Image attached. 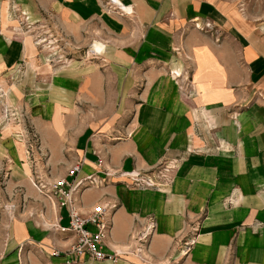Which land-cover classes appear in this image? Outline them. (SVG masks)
Instances as JSON below:
<instances>
[{
	"label": "crops",
	"instance_id": "obj_1",
	"mask_svg": "<svg viewBox=\"0 0 264 264\" xmlns=\"http://www.w3.org/2000/svg\"><path fill=\"white\" fill-rule=\"evenodd\" d=\"M35 1L0 0V87L13 98L9 108L24 110L42 149L55 152L57 160L70 127L62 120L59 101L51 100L56 92L48 78L53 74L36 68L41 63L27 56L29 49L15 30L21 10ZM43 1L45 8L59 4L62 16L81 23L105 17L102 8L110 9L106 0ZM116 1L131 11L114 15L140 30L139 48L163 50L164 55L154 58L165 64L172 59L173 71L190 68L193 92L184 103L174 85L158 82L157 88L166 89L163 97L171 101L169 115L158 113L151 125L138 122L129 139L108 147L106 155L105 166L114 170H124L132 162L143 169L162 159L177 161L171 204L165 206L153 191L118 184L123 177L115 175L112 184L77 195L79 211L87 214L100 203L116 205L106 249L118 250L124 264H147L125 251L136 218L154 215V237L168 241L180 232L185 219L195 221L202 213L196 246L178 264H264V0ZM194 22L200 27L209 23L211 29H196ZM23 63L35 69L23 89L25 109L16 91V86L27 84L28 77L20 84L18 76L17 67ZM23 125H0V179L8 177L2 182L5 191L0 188V204L20 211L12 218L0 214V264H19L23 247L32 253L27 255L30 264H64V258L52 256V251L66 250L74 237L55 228L67 225L65 211L50 207L29 184L32 164ZM88 132L83 129L73 143L74 159L82 162L79 176L91 171L99 176L90 148L93 133ZM64 162L69 168V161ZM67 169L59 176H65ZM6 194L12 198L7 200Z\"/></svg>",
	"mask_w": 264,
	"mask_h": 264
},
{
	"label": "rangeland",
	"instance_id": "obj_2",
	"mask_svg": "<svg viewBox=\"0 0 264 264\" xmlns=\"http://www.w3.org/2000/svg\"><path fill=\"white\" fill-rule=\"evenodd\" d=\"M56 1L60 2V0H54L53 3L55 4ZM44 5L43 0H37L32 2L29 8L25 7L21 10L20 24L15 29L16 36L26 43L29 49L27 56L35 57L37 62L41 63V66L37 65L36 68H47V71L50 70L53 74L48 79L54 81L53 88L57 94L54 93L51 100L59 101L62 120L70 127V130L66 132L64 145L60 147L59 158L55 160V152L46 153V150L42 149L40 136L28 121L24 110H16L21 117L20 122L25 127L22 132L33 145L29 148L32 173L28 181L31 188L50 207L53 206L50 200L36 190L37 181H52V179L64 177V175L59 176L60 172L64 171L63 168H68L64 161H69V168L78 162L74 159L76 156L73 143L83 129H89L88 134L93 133L90 148L96 157L95 164L99 153L104 160L103 167L115 172L117 176L124 171H137L143 178L149 177L153 182L152 187L138 185L124 177L121 178L123 181L118 184H124L129 189L153 191L158 196H162L165 206L171 204L173 172L178 168L177 161L162 159L143 169L138 168L132 162L130 167L124 170L108 168L105 162L108 147L122 144L129 139L132 127H136L138 122L151 125L155 123L158 113L169 115L167 109L171 101L163 97L167 92H165L166 89H162V86L160 89L157 88L158 82L163 85L168 84L170 87L174 85L176 95L182 102L186 103L191 99L193 89L190 68L177 69L179 77L175 79L176 75L171 63L173 60L171 59L170 62L169 59V64L157 62L154 56L164 55L163 50L146 51L139 48L142 40L140 30L123 23L122 19L118 18L117 12H120L114 10V7L102 8L105 11V17L85 19L81 23L62 16L59 4L48 5L46 8ZM32 15L34 17L29 18ZM193 27L195 28L194 23ZM202 31L208 30L203 29ZM212 33L217 40L220 38V35ZM17 69L20 71L18 73L20 84L24 76L28 77L27 84L22 83L20 87L16 86V91L20 94L18 99L22 97L21 106L25 109L27 102L24 97L27 92H23V89L30 83L31 73L35 69L34 65L26 67L24 63ZM34 93L31 91V94ZM157 94L161 96L159 101L156 98ZM12 100L7 89L0 87V107L3 105L11 107ZM156 109L158 112H155ZM55 140L53 138V141ZM104 168L99 170V176L102 178ZM91 174L94 173L91 171L86 175ZM7 178L3 175L0 179V188L3 191L6 186H3L2 182ZM111 178H106V181L98 187L86 188L78 196L86 191L98 190L109 183L112 184ZM11 198L6 194L7 200ZM18 212L20 211L15 210L11 204H0V214H3L4 218H12ZM203 216L202 213L196 220L194 219L195 221L185 219L180 232L168 241L154 237L157 231V220L154 215H147L142 219L136 218L129 233L128 242L130 243L125 251L127 255L133 254L134 257L137 255L142 263L178 264L196 246ZM150 221L154 223V228L149 233L146 227ZM144 232L149 234L139 240ZM29 250L23 247L22 256H24L19 264L31 263L32 258H27L28 254L32 255ZM138 251L141 252L138 254ZM152 251L163 252V255L153 257ZM228 260L230 262L231 257ZM120 263L124 264L121 261Z\"/></svg>",
	"mask_w": 264,
	"mask_h": 264
},
{
	"label": "built area",
	"instance_id": "obj_3",
	"mask_svg": "<svg viewBox=\"0 0 264 264\" xmlns=\"http://www.w3.org/2000/svg\"><path fill=\"white\" fill-rule=\"evenodd\" d=\"M108 6L114 7L122 15H130L131 11H125L123 6L116 0H106ZM194 26L199 30H210L211 26L206 23L203 27L197 22ZM21 117L15 110H11L5 105L0 107V125L9 122H20ZM32 148V143H29ZM29 151V150H28ZM29 153V152H28ZM96 165L100 169L103 167V158L97 155ZM81 161L69 168L64 177L56 178L52 181H37L36 190L45 198L52 202L54 208L64 210L66 213V226H55L61 233H70L74 237V242L64 251L54 250L52 256L63 257L64 264H89L88 261L105 262L106 264H121V253L107 251L106 239L109 236L112 226L111 215L116 208L115 204H97L87 214H82L77 205V195L85 191L88 187H98L106 178L113 177L116 173L106 168L102 170L101 176L91 174L79 176L81 171ZM119 176L129 178L138 185L152 187L153 182L149 177L143 178L137 171L121 172ZM63 218L60 217L59 220ZM154 228L152 221L148 222L146 230L149 232ZM150 233V232H149ZM144 232L139 240L149 234ZM141 251H138V254ZM137 253V252H136Z\"/></svg>",
	"mask_w": 264,
	"mask_h": 264
},
{
	"label": "bare ground",
	"instance_id": "obj_4",
	"mask_svg": "<svg viewBox=\"0 0 264 264\" xmlns=\"http://www.w3.org/2000/svg\"><path fill=\"white\" fill-rule=\"evenodd\" d=\"M127 8H128V7H127ZM128 9H129V8H128ZM174 74L176 75V77H174L175 79L179 77V74H178L177 70L175 71Z\"/></svg>",
	"mask_w": 264,
	"mask_h": 264
}]
</instances>
